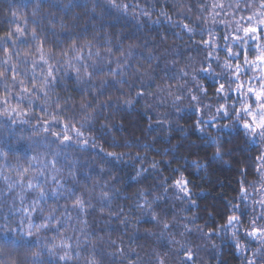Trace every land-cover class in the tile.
Here are the masks:
<instances>
[{"label": "clouds", "instance_id": "9594fccd", "mask_svg": "<svg viewBox=\"0 0 264 264\" xmlns=\"http://www.w3.org/2000/svg\"><path fill=\"white\" fill-rule=\"evenodd\" d=\"M0 264H264V0H0Z\"/></svg>", "mask_w": 264, "mask_h": 264}]
</instances>
